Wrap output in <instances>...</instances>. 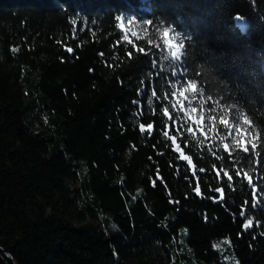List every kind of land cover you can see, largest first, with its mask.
Listing matches in <instances>:
<instances>
[{
    "label": "trees",
    "instance_id": "trees-1",
    "mask_svg": "<svg viewBox=\"0 0 264 264\" xmlns=\"http://www.w3.org/2000/svg\"><path fill=\"white\" fill-rule=\"evenodd\" d=\"M0 264H264V0H0Z\"/></svg>",
    "mask_w": 264,
    "mask_h": 264
},
{
    "label": "rangeland",
    "instance_id": "rangeland-1",
    "mask_svg": "<svg viewBox=\"0 0 264 264\" xmlns=\"http://www.w3.org/2000/svg\"><path fill=\"white\" fill-rule=\"evenodd\" d=\"M118 22L120 27L122 28L124 35L126 38H131L132 36L136 35V31L133 27V25H131L129 22H127L123 16H120L118 18ZM164 37L168 43L169 46V50L171 52V54L179 59L180 57V49L177 43H175L172 38L168 35V34H164ZM175 88V93L173 95L174 99H173V104L177 107L178 110L182 111V113L184 115H186V117L189 119L190 123H191V128H200L202 125V116L200 115V113H198L196 111V109L191 106L188 97L185 93L186 90V85L183 84H176L174 85ZM230 138L231 141H233L236 144H239L241 147L246 146V144H248V137L245 134V132H243L242 130H235L232 133L228 132L227 134ZM172 139V143H173V147L180 153L181 157L186 159L190 164L191 160L190 157L185 154L182 150V148L179 146L178 142L176 141V139L173 136H170ZM174 138V139H173ZM225 145V144H224ZM184 228V227H182ZM222 239L216 240L215 241V246H219L221 245ZM230 254L227 253V256H229Z\"/></svg>",
    "mask_w": 264,
    "mask_h": 264
},
{
    "label": "snow or ice",
    "instance_id": "snow-or-ice-1",
    "mask_svg": "<svg viewBox=\"0 0 264 264\" xmlns=\"http://www.w3.org/2000/svg\"><path fill=\"white\" fill-rule=\"evenodd\" d=\"M149 128H151V125H149ZM141 129L143 130V126L141 125ZM174 139V138H173ZM225 147H227V145H225ZM197 192H199V188L196 189ZM219 191V190H218ZM249 224H251V221L248 222Z\"/></svg>",
    "mask_w": 264,
    "mask_h": 264
}]
</instances>
